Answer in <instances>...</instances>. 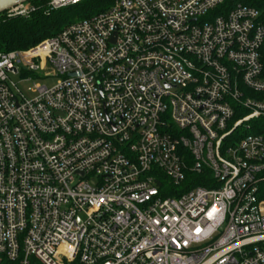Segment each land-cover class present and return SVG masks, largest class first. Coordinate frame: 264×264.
I'll return each instance as SVG.
<instances>
[{"label": "built area", "instance_id": "1", "mask_svg": "<svg viewBox=\"0 0 264 264\" xmlns=\"http://www.w3.org/2000/svg\"><path fill=\"white\" fill-rule=\"evenodd\" d=\"M225 2L116 0L0 53V264H264V23ZM48 66L30 100L9 77Z\"/></svg>", "mask_w": 264, "mask_h": 264}, {"label": "trees", "instance_id": "2", "mask_svg": "<svg viewBox=\"0 0 264 264\" xmlns=\"http://www.w3.org/2000/svg\"><path fill=\"white\" fill-rule=\"evenodd\" d=\"M49 1L33 0L30 2L29 4L38 7L39 10L29 19H9L6 14L0 16V53L28 50L46 39L56 36L75 22L107 12L116 0H84L78 6L46 13L44 7ZM240 4L257 9L261 14V21L264 23V0H226L225 5L218 12L227 13ZM261 53L264 66V45ZM255 132L257 133L258 130ZM197 186L208 187L209 185L203 177L188 173L187 181L181 188V192H187Z\"/></svg>", "mask_w": 264, "mask_h": 264}, {"label": "rangeland", "instance_id": "3", "mask_svg": "<svg viewBox=\"0 0 264 264\" xmlns=\"http://www.w3.org/2000/svg\"><path fill=\"white\" fill-rule=\"evenodd\" d=\"M46 75L56 76V70L52 66H48L42 72L26 74L25 76H22L21 74L9 75V77L13 83L18 85L20 91L25 97L30 100L35 97V94L33 93V88L35 86L53 88L60 80L58 77L46 78ZM167 189H169V184L164 182L163 191Z\"/></svg>", "mask_w": 264, "mask_h": 264}, {"label": "water", "instance_id": "4", "mask_svg": "<svg viewBox=\"0 0 264 264\" xmlns=\"http://www.w3.org/2000/svg\"><path fill=\"white\" fill-rule=\"evenodd\" d=\"M33 0H0V16L23 4H28ZM116 35L114 36L115 39ZM160 186L161 184L158 183Z\"/></svg>", "mask_w": 264, "mask_h": 264}]
</instances>
